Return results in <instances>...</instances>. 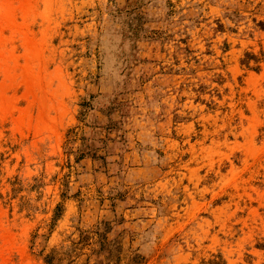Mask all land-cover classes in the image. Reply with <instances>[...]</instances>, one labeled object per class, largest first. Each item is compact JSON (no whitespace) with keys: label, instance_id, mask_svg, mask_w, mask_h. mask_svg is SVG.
Returning <instances> with one entry per match:
<instances>
[{"label":"rangeland","instance_id":"374dc122","mask_svg":"<svg viewBox=\"0 0 264 264\" xmlns=\"http://www.w3.org/2000/svg\"><path fill=\"white\" fill-rule=\"evenodd\" d=\"M0 264H264V0H0Z\"/></svg>","mask_w":264,"mask_h":264}]
</instances>
